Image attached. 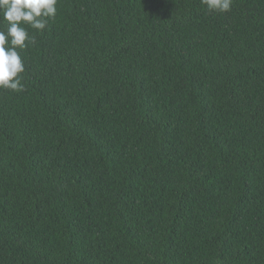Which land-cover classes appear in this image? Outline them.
Listing matches in <instances>:
<instances>
[{"label":"trees","instance_id":"trees-1","mask_svg":"<svg viewBox=\"0 0 264 264\" xmlns=\"http://www.w3.org/2000/svg\"><path fill=\"white\" fill-rule=\"evenodd\" d=\"M28 30L0 264H264V0H58Z\"/></svg>","mask_w":264,"mask_h":264},{"label":"clouds","instance_id":"clouds-1","mask_svg":"<svg viewBox=\"0 0 264 264\" xmlns=\"http://www.w3.org/2000/svg\"><path fill=\"white\" fill-rule=\"evenodd\" d=\"M58 0H0V19L7 25L0 28V88L22 91L25 63L21 52L35 46L36 37L29 28L43 31L48 18L57 14ZM208 12L225 13L233 0H201Z\"/></svg>","mask_w":264,"mask_h":264}]
</instances>
